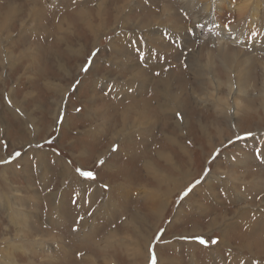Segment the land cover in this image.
Wrapping results in <instances>:
<instances>
[{"label": "rangeland", "instance_id": "374dc122", "mask_svg": "<svg viewBox=\"0 0 264 264\" xmlns=\"http://www.w3.org/2000/svg\"><path fill=\"white\" fill-rule=\"evenodd\" d=\"M40 1L43 6L37 3ZM220 1L199 0L195 5H217ZM37 2L0 0V8L17 5L19 10L12 16H5L0 10V264H264L262 249L257 246L258 250H253L250 257L248 251L238 248L241 243L236 241L241 227L247 225L243 223L253 220L256 216L253 214L264 219V188L257 189L259 182L255 176L247 175L264 172V111L259 106L264 85L260 65H256L264 62V48L253 52L255 68L251 67V75L241 83L243 93L228 101L230 105L238 102L237 109L249 101L252 115L228 122L216 114L215 101L206 95L214 94L219 86L205 80V90H201L197 74L209 69L222 82L235 68L227 58L203 54L218 45L215 41L208 42V30L198 31L200 36L193 44L203 48V55L189 84L195 91L196 102L190 95V103L183 107L185 112L165 110L171 126L176 118H182L184 123L182 129H173L172 135L166 133L169 139L165 151L180 169V173H170L163 159L150 156L163 143V137L157 139L156 133L162 129L158 125L153 128L152 123L137 122L128 116L129 122L123 128L120 117H116V129L127 138L118 145L115 137L118 134H114L115 143L108 145L114 122L101 120V115H119L130 98L148 95L130 97L133 93L127 91L140 87L128 71L134 62L141 61L140 54L131 51L132 55H126L131 53L127 50L143 44L146 36L137 41L120 40L122 32L133 36L139 12L134 8L132 12H137L126 15L127 31H119L113 24L112 12L107 15V10L115 4H170L182 18L186 16L182 3L179 0ZM238 3L239 0L221 1L226 6L222 22L230 23L229 5ZM33 5L41 7L36 18L26 14ZM97 5L100 8L107 5L106 20L94 17ZM80 8L91 14L97 28L93 33L85 31L81 20L76 18ZM182 23L183 27L190 23V29L186 30L192 36V19ZM169 44L181 55L177 61L175 57H165L168 66L161 72L171 70L184 75L186 63L182 54L186 50H181L182 46L173 40ZM203 56L208 60L203 61ZM153 67L150 70H161L159 64ZM221 88L217 100L220 103L215 105L219 110L224 109L228 99L226 88ZM91 95L96 98L93 102L89 101ZM135 123L137 128H133ZM176 143L189 152L187 160L179 154ZM137 154L150 156L147 160L154 161L149 165L153 173L166 174V179L153 181V173L146 176ZM24 161L29 164L24 165ZM38 170L47 173L46 185ZM126 177L131 181H125ZM140 185H145V190L157 191V197L165 201L158 216L151 217L149 196L136 191ZM49 194L57 200L64 194L62 205H50L54 200L48 198ZM244 211L247 220L241 221L239 218L244 214L240 212ZM212 218L215 224L206 225ZM238 220L241 225L232 228ZM223 228H228L225 236L220 235ZM260 230L264 232V225H260ZM228 247L234 251L230 252Z\"/></svg>", "mask_w": 264, "mask_h": 264}, {"label": "bare ground", "instance_id": "6f19581e", "mask_svg": "<svg viewBox=\"0 0 264 264\" xmlns=\"http://www.w3.org/2000/svg\"><path fill=\"white\" fill-rule=\"evenodd\" d=\"M35 1L37 2V0ZM179 1L182 3V5L180 6H182L184 11H186L185 12L186 16H182V18L179 16L176 9L171 7L170 4L160 5V6L159 5H146V6H150V8L146 7L145 5H119V4L109 5L110 8L109 10H107V15H109L112 12L111 14H112L113 24L115 27L119 28V31H122V30L127 31L126 27L128 25H124V23L128 22L126 20L127 19L126 15L129 16V14L131 15V13L134 14L137 11L139 12V14L136 15L138 22L135 27V32L133 36L131 35L126 36V34L122 32L120 33L122 35L120 37V40L122 41L124 39H133L134 41H137L142 35L146 36V38L144 39V43L146 46H144L143 45L144 43L142 44L141 42L138 45V47L130 48L127 50L130 52L134 51L136 55L137 53L138 55L140 54L139 59L141 60V61H138V63L134 62L132 70L128 71V74L136 82L135 84L140 85V87L135 90L134 88L129 86L130 89L128 88L127 91L130 93H133V95H131L130 97L136 94H139L141 97L145 95H148V96H146L145 98H141V99L139 98L135 100L130 98L129 103L125 107L122 108L119 115L114 114L115 116H109V117L106 114H104V116L101 115V120L109 119L110 124L111 122H114L113 126L111 127V130L113 132H112V136L110 135L111 138L109 137L110 140L108 141V145H113L115 143V141L112 140V137L114 134H118L115 136L118 139V142H119V144L117 143L118 145H121V143L127 138L125 137L126 134H124L125 135L124 136L122 135V131L119 132V130H117L118 128L116 129L117 127V124L115 123L116 117H120L121 121L123 122V125L126 124V121H127L126 117L129 116L133 118L134 120H136L137 122L142 121L143 123H147L149 125H151L152 123L153 128L157 125L160 128H162L156 134H158L157 139L159 141L163 137V143H160V145L156 147V150L154 149V152L150 156L151 157L155 156L157 158L159 157L163 159L164 160L163 162L166 163L165 167L169 168L168 171L170 173L179 172L180 169H179V165L178 164L176 165L174 163L175 159L173 158V156L167 154L166 153L167 151H165V150H168L167 140L169 139L166 133L169 132V135H172L174 133L173 131L175 130V128L182 129V127L184 126V123H183L182 118H176L173 121V124L171 126L169 124V116L165 115V110L166 111L168 110H178L179 111L180 109H182L183 112H185L183 107L185 103H190L189 101L190 95L192 96V100H194L193 102L194 103L196 102L195 101L196 99L193 98L195 91L193 90V88L189 87V84L195 78L194 70L197 64L199 63L198 61L200 60L201 56L205 54L206 56L227 58L231 62V64L234 65L233 67L235 68V70L227 73L226 78L222 82H220L217 78H215L214 77L215 72L209 69L208 71L201 73V74L199 73L197 75L199 77V80H198L199 86L201 83V90L203 91L205 90V88L203 89V86H205V80H207L211 84H215L219 86L217 87L216 92L214 91V94L211 92L206 93L209 99H212V101L216 102V103L215 102L213 103V110L216 112V114L223 116L228 122L232 118H235V121H237V119L239 120V118L243 115L245 116L252 115L253 106L251 105L249 101L246 100V103L248 104H244L243 106L244 109L242 107L237 109V107H239L238 102L237 103L234 102L232 105H230L228 101L229 100L234 101L235 99H237L236 96H239V94L243 93V90L241 89V83H245L247 80V77L251 75V72H249L251 67H253V69L255 68L253 52L255 53L256 51L262 50L261 48H264V0H239L240 3L232 5V7L231 5H229V8L232 11L231 20L229 24H225L224 22H222V15H221L222 10L225 9L226 7L225 5L220 4L222 0L217 5H212V4L206 5L208 3H206L205 5H195V2L196 1L199 2V0H179ZM37 3L40 4V6L42 5L41 1L40 3L39 2ZM3 6H5L4 9L0 8V10L3 9L5 16H12L15 13L19 12L17 5H3ZM106 6L107 5H104L102 8H100V6L97 5L95 7V11L97 12V15L96 16L94 15V17H97L98 19H101L102 21L106 20L104 17ZM152 6L153 8H151ZM40 8L38 5H33L29 9V11L26 13L27 16L36 18V16H38L39 14ZM134 8L137 9V11L132 12ZM152 9H154L156 12H152ZM43 10L42 12L44 14ZM88 12L89 11L86 8H80L77 11L76 18L78 19V21L81 20L82 27L84 28L85 31L88 30L89 33L90 32L93 33L94 30H96L97 28L92 21L91 14ZM259 18L260 20L257 22ZM188 19H192V23H191L192 36H189V34L187 33V30L190 29V23H189V26L188 25L187 26L185 25L184 27L182 26V24H184L182 23V21L183 20L188 21ZM202 28L208 30V38H207L208 42L215 41L216 44L218 45L217 47L212 46L213 48L211 50H205L204 53L201 52L203 48L200 45L196 46L195 44H193V41L196 40L199 35L198 31L201 30ZM156 34L160 35L161 38H159V36H155ZM120 40L116 39L115 41L120 42ZM165 40H167L168 43H165ZM171 40H173L177 44H180L182 46L181 50L183 49L186 50V53L182 54L183 55L182 60L184 61V63H186L185 65L186 73H184V75H180L178 73L175 74L171 70L166 71V72H161L167 65L165 57L169 59L176 58L175 60L177 61L179 59V56L181 55V52H177V50L173 49L174 47L169 44ZM240 47L243 49L239 50ZM133 53L128 52L127 54L126 53L124 54L132 55ZM206 56H203L204 57L203 61L208 60ZM193 59H194V63L192 62ZM157 64L160 65L159 67L161 68L160 71L156 72L155 71L156 69L150 70L151 67L156 66ZM256 65L257 66L260 65L259 70L262 71V75H263L262 82L264 85V72H263L264 62L258 63V64L256 63ZM91 67L92 69H94L92 65ZM152 79H154V81H152ZM143 84L145 86L142 88ZM221 86H224V88H226L227 96H228V99H226L225 101L223 110H219L217 107H215L216 104L220 103L217 100L219 99V93L222 90ZM143 90H145V93H143ZM147 90H149L150 92H146ZM261 95L262 96H261V100H259L260 101L259 106L264 111V90L261 92ZM94 99L96 98H94V96L91 95V97L89 98V101L93 102ZM203 103H206V101ZM116 108L118 109L117 106H115L114 109L116 110ZM175 113L176 112L174 111L173 114ZM188 117L189 119H191L192 113ZM65 122H66V119H65ZM136 123L133 125V128H137ZM122 127L124 128L125 125ZM170 129H172V131H170ZM204 130L203 132H205ZM132 132L134 133V131ZM87 135L90 136L89 134ZM164 145H166V148ZM176 146L180 149L179 154L182 156V158L187 160V154H189V152L185 149V146L181 145L180 143H176ZM139 152L141 153V151ZM138 155H139V159H141L140 160L142 162L141 167L143 171L145 172V175L152 176L150 174L153 173V169L149 165L154 164L153 163L154 161H148L149 159L147 160V158H151L150 156L145 158L143 154H137V156ZM28 162L29 161H24V165L29 164ZM251 169L252 168L250 167V171ZM38 171H39L38 174L40 175L41 181L45 183L47 180V173L45 172L44 174H42L40 170ZM59 174H61V171ZM247 175L253 176V177L255 176L256 180L259 182V186L257 189L263 190L262 188H264V178H262V176H264V172L263 173L254 172L252 174H249L248 172ZM153 176H155L151 178L153 181L154 180L162 181V178L163 180L166 179V174L165 175H162L161 173L158 174L157 171H156V174L153 173ZM210 176L211 175L207 176L208 181L206 182V184L210 181ZM125 181L129 182L131 181V178L126 177ZM222 182L224 185V181ZM144 186L145 185L143 186L140 185L136 189V191L141 190L143 191L142 196H149L148 198L151 200L148 205L150 208L149 213L151 214V217H156V215L158 216V213L162 211L165 201L160 200L158 198L159 196L156 195V193L158 194L157 191L155 193L153 190H150V191H148L149 189L145 190ZM63 191H64L63 193H67V191H65L64 189ZM137 194H139V192ZM233 196L234 198H236L234 193H233ZM49 197L52 200H54L50 205L55 204V203H58L57 205H62L60 200L61 198L62 199L65 198L64 194H62L61 198L60 199L58 198V200L56 199V197L53 196V194H49L48 198ZM237 200L240 201V198H238ZM108 208L110 209V207ZM241 210L242 209H238V212ZM242 213L244 215L240 217L239 219L241 221L243 219L247 220L245 218V215L247 214V212L246 211L240 212V215H242ZM253 215L254 216L256 215L253 220L249 219V221H247L246 223L242 222L244 225L246 224L247 225L245 228L241 227L242 230L238 232L237 240H236L239 244L241 243V245L238 248L241 250L248 251L249 253L247 254L250 255V257H252L253 250L257 249V246L259 247V250L262 249V251H264V232L263 230H262V233L258 232L260 230V225H264V221H263L264 219L261 220L260 219L261 216H259L258 214H253ZM213 220L214 218H212V220L206 223V225L213 226V224H215V221ZM240 220H238L237 222H233L232 228L236 227L237 225H241ZM227 230L228 228H223V230H221L223 234H220V235L225 236L226 233H228ZM234 230L237 231V229H233V231ZM221 236H220L219 244L221 243ZM230 248L232 247H228V249ZM230 250H231L230 252L234 251L232 249ZM238 252H241V251H238Z\"/></svg>", "mask_w": 264, "mask_h": 264}, {"label": "snow or ice", "instance_id": "6c2138e0", "mask_svg": "<svg viewBox=\"0 0 264 264\" xmlns=\"http://www.w3.org/2000/svg\"><path fill=\"white\" fill-rule=\"evenodd\" d=\"M101 163H102V162H101ZM87 175L89 176V178H91V173H88ZM212 242H213V243H217V241H215V240L212 241ZM201 243H203V241H201Z\"/></svg>", "mask_w": 264, "mask_h": 264}]
</instances>
